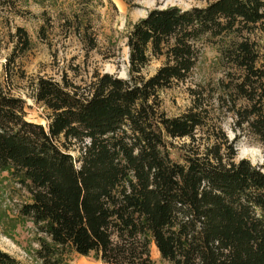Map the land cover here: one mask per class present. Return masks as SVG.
<instances>
[{
  "label": "trees",
  "instance_id": "16d2710c",
  "mask_svg": "<svg viewBox=\"0 0 264 264\" xmlns=\"http://www.w3.org/2000/svg\"><path fill=\"white\" fill-rule=\"evenodd\" d=\"M17 1L0 0V9ZM208 1L155 7L135 22L126 80L97 75L80 90L37 79L32 99L48 111L45 126L26 121L24 102L0 86V172L29 195L18 214L36 233L34 262L70 264L73 252L101 264H153V245L168 264H264V174L234 162L225 139L187 148L182 163L166 150V138L193 143L205 114L195 102L166 117L157 92L188 77L198 42L226 37L235 40L219 52L241 70L235 91L248 103L240 124L264 146V70L243 37L263 27L264 0ZM16 35L26 49L24 30ZM152 58L163 62L145 78ZM0 264L19 262L0 250Z\"/></svg>",
  "mask_w": 264,
  "mask_h": 264
},
{
  "label": "rangeland",
  "instance_id": "374dc122",
  "mask_svg": "<svg viewBox=\"0 0 264 264\" xmlns=\"http://www.w3.org/2000/svg\"><path fill=\"white\" fill-rule=\"evenodd\" d=\"M208 0H20L0 9V86L4 92L24 102V119L45 126L48 111L32 99L34 83L51 79L87 89L97 75L109 74L127 79L126 34L131 26L155 8L175 6L181 10L205 7ZM24 30L28 46L22 49L16 29ZM255 54V67L264 70V23L244 34ZM215 40V39H213ZM198 42V57L188 77L156 94L158 110L175 117L196 102L205 114V124L195 141L166 138L169 158L182 163L187 148L193 149L216 140H226L234 153L243 147L264 146L246 127L239 114L248 103L239 98L236 84L242 72L233 66L219 48L230 46L235 38ZM162 58L151 59L141 70L150 77L161 66ZM254 80V78H253ZM217 129H219L217 131ZM226 151V150H225ZM73 159L77 146L68 151ZM249 162L248 160H246ZM250 164V162H249ZM76 165V162H75ZM251 165V164H250ZM252 166V165H251ZM254 167V166H253ZM264 174V164L255 166ZM28 193L14 176L0 172V250L19 264H38L28 254L34 250L36 233L18 210L28 201ZM153 264H168L150 246ZM70 264H101L91 256L71 252Z\"/></svg>",
  "mask_w": 264,
  "mask_h": 264
},
{
  "label": "clouds",
  "instance_id": "9594fccd",
  "mask_svg": "<svg viewBox=\"0 0 264 264\" xmlns=\"http://www.w3.org/2000/svg\"><path fill=\"white\" fill-rule=\"evenodd\" d=\"M235 160L237 164L242 160H248L254 167L257 163L264 164V148L256 146L239 148Z\"/></svg>",
  "mask_w": 264,
  "mask_h": 264
}]
</instances>
